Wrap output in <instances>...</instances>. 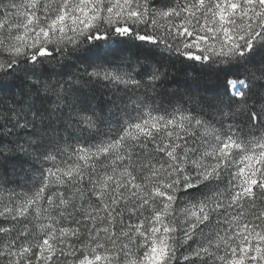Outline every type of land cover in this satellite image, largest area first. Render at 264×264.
Here are the masks:
<instances>
[{"label":"snow or ice","instance_id":"snow-or-ice-1","mask_svg":"<svg viewBox=\"0 0 264 264\" xmlns=\"http://www.w3.org/2000/svg\"><path fill=\"white\" fill-rule=\"evenodd\" d=\"M0 264H264V0H0Z\"/></svg>","mask_w":264,"mask_h":264},{"label":"trees","instance_id":"trees-1","mask_svg":"<svg viewBox=\"0 0 264 264\" xmlns=\"http://www.w3.org/2000/svg\"><path fill=\"white\" fill-rule=\"evenodd\" d=\"M178 78H182V76H179Z\"/></svg>","mask_w":264,"mask_h":264},{"label":"rangeland","instance_id":"rangeland-1","mask_svg":"<svg viewBox=\"0 0 264 264\" xmlns=\"http://www.w3.org/2000/svg\"><path fill=\"white\" fill-rule=\"evenodd\" d=\"M19 191V189H17Z\"/></svg>","mask_w":264,"mask_h":264}]
</instances>
